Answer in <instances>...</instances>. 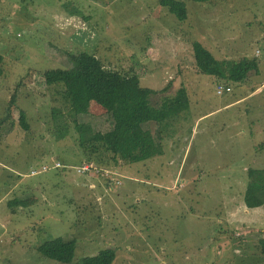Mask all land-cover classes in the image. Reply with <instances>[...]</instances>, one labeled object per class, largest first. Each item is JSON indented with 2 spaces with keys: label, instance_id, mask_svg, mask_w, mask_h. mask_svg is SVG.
<instances>
[{
  "label": "rangeland",
  "instance_id": "1",
  "mask_svg": "<svg viewBox=\"0 0 264 264\" xmlns=\"http://www.w3.org/2000/svg\"><path fill=\"white\" fill-rule=\"evenodd\" d=\"M181 1L185 20L159 0H0V264H60L35 250L58 236L76 240L72 264L104 248L112 264H264L252 247L264 203L243 201L247 169L264 168L262 94L221 109L232 90L216 93L191 48L238 58L260 32L264 0ZM80 51L162 91L154 105L185 87L189 108L162 134L145 123L162 154L86 162L81 137L110 129L109 115L91 104L75 116L43 78Z\"/></svg>",
  "mask_w": 264,
  "mask_h": 264
},
{
  "label": "trees",
  "instance_id": "2",
  "mask_svg": "<svg viewBox=\"0 0 264 264\" xmlns=\"http://www.w3.org/2000/svg\"><path fill=\"white\" fill-rule=\"evenodd\" d=\"M159 3L177 19H186L187 10L183 1L159 0ZM191 48L196 71L210 75L216 80V85L242 82L247 72L256 66L254 62L245 58L238 61L216 59L196 40L191 42ZM68 60L71 65L67 68L45 70L43 72L45 83L61 86L62 96L69 103L75 116L85 113L91 104H96L105 109L112 124L106 131L96 132L86 138L81 137L80 145L86 162H104L105 165L131 164L162 154L160 141L155 140L146 124L154 122L159 134H162L181 112L189 108L185 87H179L174 95L165 96L158 105H154L151 98L162 91L142 86L136 73L106 68L97 56L86 51L69 54ZM1 61L0 54V63ZM14 98L13 95L11 104ZM20 115L21 123L27 129L24 112L21 111ZM102 150L110 154L109 159L100 157ZM246 173L244 204L249 209L258 208L264 203V168H248ZM252 247L263 258L260 263H264V236L257 237ZM75 248L74 238L58 236L39 243L35 250L57 263L72 264ZM114 258L115 250L104 248L95 255L82 257L77 264H112Z\"/></svg>",
  "mask_w": 264,
  "mask_h": 264
},
{
  "label": "crops",
  "instance_id": "3",
  "mask_svg": "<svg viewBox=\"0 0 264 264\" xmlns=\"http://www.w3.org/2000/svg\"><path fill=\"white\" fill-rule=\"evenodd\" d=\"M255 19L257 18L255 17ZM259 20L260 21L257 25V28L260 32L252 34L250 38V44L252 46L251 49L248 51L244 49L239 52L238 58H228L226 56L220 57V59H233L236 61L245 58L256 64L254 69H251L247 72V75L242 82L229 83L231 87H233V84L236 83L237 88L235 90L232 88L231 93H233V95L228 101L223 103V106L220 107L221 109L235 107L239 104L247 103L250 101V99L254 98L258 94H262V101L264 102V23L261 21V18H259ZM258 46H261L263 50L259 49ZM210 113L211 112L201 115L198 117V119Z\"/></svg>",
  "mask_w": 264,
  "mask_h": 264
},
{
  "label": "built area",
  "instance_id": "4",
  "mask_svg": "<svg viewBox=\"0 0 264 264\" xmlns=\"http://www.w3.org/2000/svg\"><path fill=\"white\" fill-rule=\"evenodd\" d=\"M230 91H231L230 85H227V84L225 85V84H221V83L216 85V93L217 94H222V93L230 92ZM81 167H83V169H87L89 167V164H84Z\"/></svg>",
  "mask_w": 264,
  "mask_h": 264
}]
</instances>
